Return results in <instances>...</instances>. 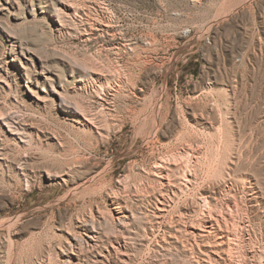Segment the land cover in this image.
I'll list each match as a JSON object with an SVG mask.
<instances>
[{
  "label": "bare ground",
  "instance_id": "1",
  "mask_svg": "<svg viewBox=\"0 0 264 264\" xmlns=\"http://www.w3.org/2000/svg\"><path fill=\"white\" fill-rule=\"evenodd\" d=\"M189 1L192 7L200 3ZM87 8L79 0H0V95L6 93L18 104L11 111L0 107V167L6 165L28 185L32 150L45 149V144L51 149L63 147L62 125L87 136L89 144L99 148L124 132L126 123L116 110L117 97L124 93L145 97V82L136 79L130 69L124 71L127 66L122 67L119 59L116 67L106 68L93 57L78 60L57 49L41 53L22 38L27 30L38 27H49L52 34L67 33L78 20L83 21L81 33L87 41L95 38L111 43L110 52L116 57L124 48L135 55L138 40L113 31L110 17L100 19L94 14L89 18ZM190 13L183 15L190 18ZM226 86L227 82L209 77L203 80L197 104L178 102L174 108L165 93L149 118L134 119V143L139 138L151 147L159 142L167 150L151 163L130 162L118 188L111 186L103 192L112 180L107 163L102 167L93 163L86 173L75 164L78 161L63 173L45 169L42 176L49 183L64 181L71 193L92 187L105 204L92 205L90 214L77 220L76 229L67 227L59 248L48 252V263L40 262L264 264V98L257 110V129L243 133L241 106L229 97L224 110L223 99L212 95L218 91L221 97L234 96L237 86L233 84L230 92ZM94 95L101 99L99 109ZM26 105L43 108V119L60 128L44 129L36 123L37 113L29 112ZM254 144L260 151L251 156ZM13 150L17 153L14 159ZM244 155L253 160L243 164ZM7 241L13 245L11 238Z\"/></svg>",
  "mask_w": 264,
  "mask_h": 264
},
{
  "label": "rangeland",
  "instance_id": "2",
  "mask_svg": "<svg viewBox=\"0 0 264 264\" xmlns=\"http://www.w3.org/2000/svg\"><path fill=\"white\" fill-rule=\"evenodd\" d=\"M79 1L81 5L90 8H87L91 13L89 18H94L90 17L94 14L100 19L110 17L113 19L111 20L113 31L116 30L118 35L127 39L138 40L139 47L135 55L131 50L124 48L120 51L119 57H116L110 52L111 43V45L102 43L95 38L87 41L86 36L81 33L83 21L78 20L67 33L52 34L49 27L44 29L38 27L37 30H27L22 38L41 53L48 51L47 54H50L57 49L73 55L78 60H90L93 57L106 68L116 67L119 59V64H124L122 67L127 66L123 68L124 71L130 69L132 73L135 72L133 74L136 79L140 78V81L145 82V97L142 95L137 98L136 95H132L131 90H127L131 93H127L128 96L124 93L117 97L119 99L115 101L116 110L124 116L126 123L124 132L112 136L104 145L95 147L96 149L89 144L87 136L75 129L71 130L66 125L59 129L60 127L55 126L52 120L43 119V108L26 105L29 112L37 113L36 123L40 122L44 129L58 127L64 146L51 149L45 144V149L35 148V153L34 149L32 150L31 161L28 164L31 173L29 179L32 180L29 181L30 185L17 177L15 171L6 165L0 167V264L48 263V252L59 248L57 245L60 244L67 229L69 227L76 229L79 219L90 214L92 205L98 202L105 204L104 197L98 193L94 194L92 187L71 193L70 187L62 180L49 183L42 176L47 168L52 167L53 171L63 173L72 163L78 161L75 164L81 166V172L86 173L85 170L87 171L93 163H99V167L107 163V175H110L112 180H109L110 184L103 190L106 193L111 186L120 187V179L130 162L145 160L146 163L149 161L151 163L155 156L167 150L159 142L154 147L140 138L134 143L136 130L134 119L149 118L166 94L174 108L178 102L186 104V101L193 100L197 104L203 80L215 77L229 84L226 86L229 92L232 91L233 84L237 86L234 96L229 93L227 97H221L218 91L212 95L223 99L221 107L224 110L228 108L227 103L231 99L235 105L237 103L238 108L241 106L239 110L244 113L242 120L240 119L243 133L248 134L252 128L256 130L258 126L257 110L261 99L264 98V0H200L201 5L199 3L196 7H192L189 0ZM102 6H106V9ZM188 13L190 18L183 15ZM83 17L87 20V15ZM115 21L118 25L114 23ZM185 30L189 32L186 34ZM63 34L64 36L66 34L65 38ZM10 97L6 93L0 95L2 110L17 109L18 104ZM94 100L98 108L101 99H97L96 96ZM252 148L253 153L250 151L249 154L251 156L260 151L258 147L255 148V144ZM13 151L10 155L14 159L17 153ZM251 156L245 158L244 155L242 163H250L253 160ZM262 174L264 186V171ZM9 238L13 245L8 243ZM11 253L14 257L12 256V261H9Z\"/></svg>",
  "mask_w": 264,
  "mask_h": 264
}]
</instances>
